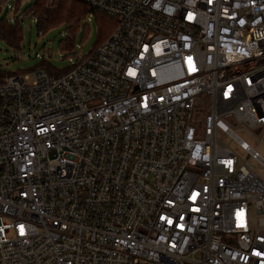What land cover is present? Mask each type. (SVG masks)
<instances>
[{
    "label": "built area",
    "instance_id": "2783aa9c",
    "mask_svg": "<svg viewBox=\"0 0 264 264\" xmlns=\"http://www.w3.org/2000/svg\"><path fill=\"white\" fill-rule=\"evenodd\" d=\"M78 1L110 36L0 80V264H264V0Z\"/></svg>",
    "mask_w": 264,
    "mask_h": 264
},
{
    "label": "rangeland",
    "instance_id": "374dc122",
    "mask_svg": "<svg viewBox=\"0 0 264 264\" xmlns=\"http://www.w3.org/2000/svg\"><path fill=\"white\" fill-rule=\"evenodd\" d=\"M34 1H22L24 5L23 13L19 16L20 21L17 23L21 33L19 47L8 43V41L0 37V72L4 75L31 74L43 62H46L55 70L67 71L71 67V59H75L76 53L79 52L83 56L91 53L102 36L101 28L109 27L112 23L111 19L101 13L82 12L80 5L83 3L75 0L76 5L72 7L75 14L71 18L75 22L71 21V24L68 21H63L41 30L36 15L33 13L26 14L27 9L30 8ZM57 2L58 6L60 1L57 0ZM49 3L50 0H48V5ZM13 14L14 11H8L4 8L0 18L5 19L9 15L10 24L15 26V19H11ZM70 29L77 30L74 33L75 48L73 47V49H67L62 45V41L69 35ZM201 99L203 100L200 103V107L209 110L211 106L210 100ZM234 128L237 129V125ZM238 134L253 148H256L264 158V141L260 142L264 134L263 131H257L253 136L244 131H238Z\"/></svg>",
    "mask_w": 264,
    "mask_h": 264
},
{
    "label": "trees",
    "instance_id": "16d2710c",
    "mask_svg": "<svg viewBox=\"0 0 264 264\" xmlns=\"http://www.w3.org/2000/svg\"><path fill=\"white\" fill-rule=\"evenodd\" d=\"M23 0H18L14 4V14L13 19H15V26L10 24V20L8 15L5 19L0 18V37L8 41V43L13 44L17 47H19L21 42V33L20 29L17 26V23L20 21L19 16L23 13ZM60 3L56 8H49L48 7V0H35L30 8L27 9L26 14H35L38 18V25L41 30H45L49 27H52L54 25H57L60 22L68 21L72 24V17H74L75 12L72 10V7L76 5L75 0H59ZM75 3V4H74ZM83 3V2H82ZM70 5V6H69ZM80 8L82 12H96L101 13L102 15L107 16L109 19H111L112 23L109 25V27H102L101 28V34L99 41L97 42L96 47H98L102 42H104L112 33V31L116 27V20L109 15L93 9L90 5L83 3L80 5ZM3 9L0 8V16L2 14ZM22 19H24L22 17ZM72 21V22H71ZM75 24V23H74ZM76 29H70L69 35L62 41V45H64L67 49H73L74 47V33L76 32ZM75 48V47H74ZM39 67H44L48 70L49 74L51 75H59L67 73L70 69L67 71L61 72L58 70H55L50 65H48L46 62H43V64ZM14 75V74H12ZM12 75H4L2 72H0V80L4 77L12 76Z\"/></svg>",
    "mask_w": 264,
    "mask_h": 264
},
{
    "label": "crops",
    "instance_id": "0c3cea01",
    "mask_svg": "<svg viewBox=\"0 0 264 264\" xmlns=\"http://www.w3.org/2000/svg\"><path fill=\"white\" fill-rule=\"evenodd\" d=\"M95 49V48H94Z\"/></svg>",
    "mask_w": 264,
    "mask_h": 264
}]
</instances>
